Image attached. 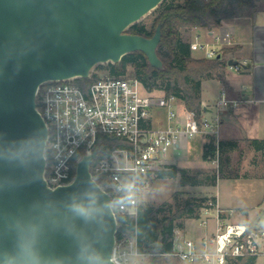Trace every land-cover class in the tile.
Here are the masks:
<instances>
[{
	"label": "water",
	"instance_id": "95a60500",
	"mask_svg": "<svg viewBox=\"0 0 264 264\" xmlns=\"http://www.w3.org/2000/svg\"><path fill=\"white\" fill-rule=\"evenodd\" d=\"M162 1L0 0V258L31 264L26 253L34 247L36 264H86L88 254L117 264L112 196L90 170L98 151L82 157L71 183L49 186L48 127L36 96L47 80L87 78L134 51L162 68L161 25L151 37L126 32ZM161 246L160 238L153 247Z\"/></svg>",
	"mask_w": 264,
	"mask_h": 264
},
{
	"label": "built area",
	"instance_id": "2783aa9c",
	"mask_svg": "<svg viewBox=\"0 0 264 264\" xmlns=\"http://www.w3.org/2000/svg\"><path fill=\"white\" fill-rule=\"evenodd\" d=\"M232 45V32L217 29L211 31L210 40L194 37L191 50L202 52L199 57L215 59ZM246 64L243 61L230 67L239 71ZM98 65L87 81L81 77L47 80L38 89L37 108L48 127L44 176L53 188L71 183L77 163L98 151L101 136L118 139L123 145L107 148L108 153L100 159L98 152L90 170L112 197L131 196L128 203L112 204L116 214L136 215L138 193L151 185L157 164L163 163L168 152L181 149L184 140L199 134L219 140L222 113L239 107L244 99L229 98L223 91L214 105L216 116L209 120L205 109L198 114L180 107L176 97H159L131 70L118 75ZM196 218L208 230L206 234L189 237L177 232L170 252H141L136 239L123 238L116 242L113 260L130 264L131 255L170 256L186 264H236L242 258H254L256 264L264 258V204L247 217L239 209L223 208L210 199Z\"/></svg>",
	"mask_w": 264,
	"mask_h": 264
},
{
	"label": "trees",
	"instance_id": "16d2710c",
	"mask_svg": "<svg viewBox=\"0 0 264 264\" xmlns=\"http://www.w3.org/2000/svg\"><path fill=\"white\" fill-rule=\"evenodd\" d=\"M260 0H163L155 9L156 16L150 29L140 21L132 24L126 32L141 34L147 37L154 35L158 25H161L162 38L157 52L163 61L162 68L152 66L147 56L141 51L126 54L117 63L99 64L118 75L127 73L130 68L135 76L139 77L145 86L154 91L162 89L165 97H176L184 103L187 110L202 113V82L205 79L220 75L228 66L225 54L232 52L234 48L227 47L224 55L215 59L195 57L191 50L194 28L204 27L209 31L223 29V22L234 19L252 18L257 11V2ZM87 81V78H80ZM204 143L202 157L206 161L223 158L228 151L238 146L236 140H216L207 135ZM245 143L264 154V139L247 138ZM123 145L118 139L101 136L97 149L98 159L108 153L107 148H115ZM264 158V155H262ZM158 178H175L181 174V183L199 185H216L217 180L223 176L222 169L218 173L200 176L193 174L186 168L179 167L176 163H167L164 167L156 169ZM100 181V178H98ZM112 204L130 202V195L112 194ZM206 197L201 199H188L183 206H177L173 214L157 217L156 214L163 208H155L153 205L139 203L137 214L119 213L117 242L123 238L136 239L141 252H170L173 248L175 236L174 221L184 215L198 217L200 210L206 205ZM211 200L216 201L213 196ZM264 202V201H263ZM248 215L249 208L239 209ZM161 238L162 246L155 248L153 245ZM160 264L158 256L151 257ZM254 258H242L236 264H255Z\"/></svg>",
	"mask_w": 264,
	"mask_h": 264
},
{
	"label": "rangeland",
	"instance_id": "374dc122",
	"mask_svg": "<svg viewBox=\"0 0 264 264\" xmlns=\"http://www.w3.org/2000/svg\"><path fill=\"white\" fill-rule=\"evenodd\" d=\"M183 1V0H180ZM155 10L144 16L140 23L151 28L153 19L156 16ZM203 53L195 51V56H201ZM132 71V68H130ZM154 92L162 97L165 92L162 89H156ZM221 86L215 80H208L204 86V98L210 103L209 111L205 114L206 118L213 120L216 116L215 101L220 96ZM180 107H185L181 100H177ZM166 109L162 110V113ZM159 118V116L157 115ZM227 122L222 132L230 131ZM238 129V128H237ZM239 130V129H238ZM237 130V132H238ZM237 134V133H236ZM205 136L199 134L187 140V150L176 151L172 149L168 152L163 163L157 164V169L162 168L167 163H176L181 168L190 170L193 174L205 176L206 174L218 173L222 169L223 176L220 177L218 185L199 184L191 185L181 183V174L175 178H158L156 173L151 180V185L138 193V202L142 204L153 205L155 208L164 210L157 213V217H164L173 214L177 206H183L188 199H201L206 197L211 199L214 194L218 195L221 204L224 206L247 205L251 210L250 216H254L258 210V203L264 195V158L262 155H255L252 148L249 147L244 138L234 139L238 146L228 151L221 160L215 159L206 161L203 159ZM229 153H232L231 155ZM219 178V179H220ZM230 208V207H229ZM243 216H239L241 219ZM175 233L185 232L189 237H195L203 230L201 220L190 215H184L174 221ZM151 257L141 258L131 255L130 264H149ZM160 264H186L174 257L159 256ZM258 264H264V258H260Z\"/></svg>",
	"mask_w": 264,
	"mask_h": 264
},
{
	"label": "crops",
	"instance_id": "0c3cea01",
	"mask_svg": "<svg viewBox=\"0 0 264 264\" xmlns=\"http://www.w3.org/2000/svg\"><path fill=\"white\" fill-rule=\"evenodd\" d=\"M222 28L232 32L234 45L230 47L234 48V50L225 54L224 57L228 59V66L221 71L220 75L205 79L202 82L201 98L205 113L209 111V107L211 106L204 98L205 82L208 80H215L221 86V92L218 99L221 97L223 91L226 92L229 98L244 99L239 107L226 110L222 113L221 133L219 139H264V0L257 2V11L252 18L225 21L223 22ZM197 35L204 40H210L211 31L204 27L194 28L191 32L192 39ZM231 59L238 60L239 62L246 61L247 64L243 69L236 71L230 67L229 61ZM164 115L166 114L164 113ZM227 122L229 123L230 128L233 129L230 131L228 130L227 132H222V129ZM182 149L187 150V140L183 141L181 149L175 150L180 151ZM252 150L255 155H264L261 151H257L253 148ZM229 154L231 155L232 153ZM220 180L221 178L217 180V184L214 185L213 188L218 185ZM215 197L219 205L223 208H247V205L224 206L221 204L218 195ZM263 201L264 195L262 200L258 203L259 207L264 204ZM250 214L251 210H249V213L246 216L248 217ZM210 224L212 227V222ZM207 232L208 230L203 228V230L199 234H196L195 237H200ZM180 233L182 234L185 232ZM258 261L259 259L256 264H258Z\"/></svg>",
	"mask_w": 264,
	"mask_h": 264
},
{
	"label": "clouds",
	"instance_id": "9594fccd",
	"mask_svg": "<svg viewBox=\"0 0 264 264\" xmlns=\"http://www.w3.org/2000/svg\"><path fill=\"white\" fill-rule=\"evenodd\" d=\"M78 214L87 216L88 210L82 206H75L74 209ZM38 254L34 247H30L29 250L26 253V259H28L31 264H36V261H38ZM84 260L86 264H102V258L99 256V254H88L84 257ZM0 264H12L11 260H5L0 258Z\"/></svg>",
	"mask_w": 264,
	"mask_h": 264
}]
</instances>
